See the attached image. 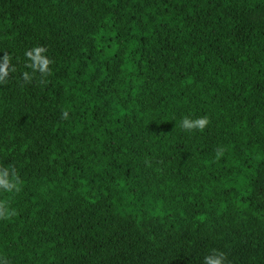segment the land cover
<instances>
[{
  "label": "trees",
  "instance_id": "1",
  "mask_svg": "<svg viewBox=\"0 0 264 264\" xmlns=\"http://www.w3.org/2000/svg\"><path fill=\"white\" fill-rule=\"evenodd\" d=\"M5 56L0 264H264V0H0Z\"/></svg>",
  "mask_w": 264,
  "mask_h": 264
},
{
  "label": "clouds",
  "instance_id": "2",
  "mask_svg": "<svg viewBox=\"0 0 264 264\" xmlns=\"http://www.w3.org/2000/svg\"><path fill=\"white\" fill-rule=\"evenodd\" d=\"M45 49L43 47H36L25 54L30 57L32 60L31 67L33 69H38L40 72H45L47 70L49 60L46 56L43 55ZM5 61V66H0V73L7 75V68L6 64L8 62V57H3ZM27 78V74H26ZM3 79V76H0V80ZM66 115V114H65ZM208 117L207 116H196L193 117L192 115H185L181 119V126L186 130H201L208 124ZM3 183V186L6 189L11 190L15 185L8 180L0 181ZM205 264H225V253L222 251L214 250L212 254L205 256Z\"/></svg>",
  "mask_w": 264,
  "mask_h": 264
}]
</instances>
